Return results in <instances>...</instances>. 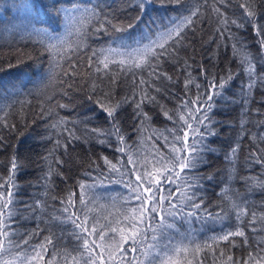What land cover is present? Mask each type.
Returning a JSON list of instances; mask_svg holds the SVG:
<instances>
[{"label":"trees","instance_id":"16d2710c","mask_svg":"<svg viewBox=\"0 0 264 264\" xmlns=\"http://www.w3.org/2000/svg\"><path fill=\"white\" fill-rule=\"evenodd\" d=\"M19 2L20 0H0V69H3L0 71V116H4V113L7 112L8 115L5 117L7 123L15 125L14 129L0 125V136L4 137L6 145L0 147V177L8 176L10 160L13 155L17 156L21 165L15 177L18 187L14 189L15 199L11 205L14 215L11 218L9 229L14 233L13 241L20 247H13L8 258L11 259L17 253H24L25 256L32 255V248L43 242L46 236L52 235L55 249L49 246L48 255L45 257L48 259L54 250L62 255L65 250L73 251L77 248V242L72 233L78 230L70 221L64 220L67 214L62 212V208L66 205L61 201L66 200L70 192L76 193L74 197L76 206L70 208L69 211L82 214L79 204L81 194L79 183L82 182L89 186L85 190V199L90 201L89 207L94 209L89 215L101 218L109 216V219H115L121 213H126L136 207L139 202L129 198L130 190L125 187V183L129 179L135 180L134 165L136 169L142 171V166L147 163L151 170L158 158L157 150L160 154L169 155L174 142L173 133L169 130L178 128L177 123L168 120L162 114V108L168 110L169 114H174L183 101L190 98L194 100L198 94L202 95L208 90V83L213 75L219 78L226 73L228 68L235 72L237 61L233 60L229 42L225 41L229 44L228 47L222 44L217 48V43L220 41V37L214 35L217 18L211 13L210 6L213 0H209V4L201 9L204 17L202 20H198L195 32L186 30V39L183 42L185 46L179 48L175 62L167 60L162 63V71L171 76L172 80L169 81L161 77L159 80H152V87L141 86L148 88V91L156 97L157 103H145L144 105V111L148 113L151 120L141 126L140 118L134 119V104L126 103L120 109L118 116L121 132L125 137V145H121L115 136L103 137L106 143L99 144L94 135L86 131V128L95 127L107 130L111 125L106 119V114L95 101L102 98L103 92H110L114 100H121L125 97L130 98L135 90L137 98H139L140 88L134 87L131 73L121 72L115 64H111L109 70H106L107 75L105 72H95L97 57L103 59L109 48L123 50L121 38L124 43L134 46V39H141L144 26L151 19L159 18L158 23L166 24L169 17L180 14L187 15V11L178 6L160 7L157 4L151 6L144 15L143 21L137 23L128 32L120 33L111 29L107 32H96L94 27H89L86 36L82 38L86 47H81L79 52L72 53V61L78 67L77 74L69 79L63 75L61 68L50 62L47 53L41 55L43 52V46L39 43L41 37L35 34L28 35L31 26L25 29L21 25L22 14L12 7L14 3ZM48 2L49 0H37L38 7ZM73 2L86 4L89 7L97 6L105 14H114L116 17L114 22L125 25L134 22L135 16L139 13L137 8L126 7L129 0H73ZM186 3L188 7H192L198 3L202 4L203 0H186ZM65 6L70 5L66 4ZM255 6L259 13L264 14V2L257 0ZM217 7H220L229 19H237L242 22V10L236 0H228L226 5L217 4ZM122 9L125 10L122 11ZM48 11L41 7L39 18L43 23L34 22V26L38 29L49 28L51 30V28H55L59 34L63 35L65 24L57 23L48 14ZM261 22L264 23V16H262ZM155 29L156 25H152L149 30L155 31ZM231 30L242 39L253 55L257 56L259 48L255 43L252 28L247 25L242 29L231 26ZM210 38L216 42L208 43ZM68 39L75 45L78 37L74 33ZM147 42L146 39H141V43ZM17 49L20 52H17ZM93 50L96 51L97 56L92 57L93 64L89 68L88 57L92 56ZM101 50L104 52L102 53ZM213 53L216 55L213 56ZM18 61L22 62L17 63ZM185 61L191 65V68H185ZM9 63L17 66L9 68ZM201 65L207 69L205 75L201 74ZM100 67L103 68V65ZM67 69L68 64L65 63L64 70ZM189 71L201 88L198 90L192 86L185 93L184 79ZM113 75L116 76L115 84L111 81ZM141 75L145 79L148 78L147 73H137L135 77L137 82ZM244 80L246 78L243 74L237 76L226 95L239 99V89ZM93 82L98 86L95 93L91 91ZM68 84H72V88L69 89ZM155 88H160L161 91L156 92ZM64 91L69 93L68 96L63 94ZM90 96L91 99H89ZM48 97H52V99L49 100ZM262 97H264V89L258 87L254 92L253 103L248 106L252 111L249 113L250 123L246 127L249 129V133L257 135L262 129L257 127L255 122L264 119V116L258 115L254 110L260 109L261 112H264ZM57 102L67 104L69 107H57L51 116L41 112V106L47 112ZM9 105H11L10 108ZM191 107L195 108L197 105H191ZM240 112V104L216 98V106L209 115L213 121L212 128L218 135L207 137L204 141L214 151L202 152V162H199L194 169L185 170V173L182 174V176L186 175L189 183L196 185L189 190V194L196 193L194 202L203 200V205L197 216L191 217L187 223L181 219L176 220L179 232L171 230L169 233L173 244L180 242L189 244L191 242L193 247L197 244L204 245L205 242L211 243L212 236L235 229L237 224L235 214L230 210L229 202L219 195L226 184L231 186L233 191L230 195L237 203L247 201L246 206L249 213L252 211L258 214L264 212V191L253 189L250 192L246 183L239 178L262 175V171H264L261 166L255 164L249 166L246 162L245 158L248 156L250 148L254 146L247 137L241 142L236 178L231 181L227 179L228 165L224 160V154L229 146L237 140L240 132ZM60 117H67L70 121H80L77 124L69 123L68 127L74 128L81 139L70 144L67 151L63 147L57 149L55 156L63 161L62 164L56 165L55 159L49 157L53 167L62 175L53 174L50 179H45L44 173L48 171V162L43 157L48 155L56 139H61L62 143L66 142L67 133L62 131L58 133L57 129L48 127ZM203 130L201 128V131ZM49 135L52 136V139H45ZM164 137H167V142ZM197 139L199 138L197 137ZM121 146L125 147V151H116ZM176 146L180 147V144L177 143ZM130 156L133 163L128 162ZM103 157H107L113 164H116L120 171L110 172ZM121 173H125V175L122 176ZM208 175H212L213 179H206ZM169 188L172 189L174 197L179 196L176 184L164 185L165 192ZM37 200L46 204L43 212L39 208L32 211L27 207V205L35 207ZM176 202L174 199L173 203ZM204 209H207V213H211L212 217L220 213L222 219L209 217ZM221 209L227 211L228 215L224 216ZM188 210L190 209L186 207L185 211ZM54 216L61 217L63 222L53 219ZM249 218L250 216L244 218L243 227L249 237L250 246L240 244L241 238L239 237L235 238L238 246L234 248L221 242L220 248L225 251L224 257L219 256L220 248L217 249L215 255L205 248L195 257L194 264L200 260H203V264H213L214 261L215 264H222L227 255H233L236 260L242 262L247 259L249 252L255 254L259 250L257 244L264 239V223L258 221L254 225L256 231L253 232L247 225ZM101 222H103L102 219ZM25 240L28 241L27 244L23 243ZM73 254H75L74 251ZM189 259H193V257L190 255ZM60 264H63L62 260Z\"/></svg>","mask_w":264,"mask_h":264},{"label":"snow or ice","instance_id":"6c2138e0","mask_svg":"<svg viewBox=\"0 0 264 264\" xmlns=\"http://www.w3.org/2000/svg\"><path fill=\"white\" fill-rule=\"evenodd\" d=\"M236 2L242 10V22L237 19H229L227 14L220 7H217V4L226 5L228 0H213L210 7L212 15L217 18V27L214 29V35L220 37L217 48L222 44L228 47L229 44L225 43V41L230 43L233 60L237 61V70L234 72L231 68H228L226 73L219 78L213 75L208 83V90L202 95L198 94L194 100L190 98L187 101H183L174 114H169L168 110L162 108V114L168 120L177 123L178 128L169 130L173 133L174 141L169 155L160 154L159 150H157L158 158L155 164L152 165L151 170L148 168L147 163L142 166V171L136 169L134 165L135 180L129 179L125 183V187L130 190L129 198L139 202L137 206L126 213H121L115 219H109V216L101 218L100 216L89 215L94 209L89 207L90 201L85 199V190L89 186L82 182L79 183L81 190L79 204L82 214H78L76 211H69L70 208H75L76 206V200L74 199L76 193L70 192L67 199L61 201L62 204L66 205L62 208V212L67 214L64 220L70 221L74 228L78 230L72 233L77 242V248L73 250L75 254H73V251L65 250L61 255L54 250L51 253V257L45 259L49 252V246L55 249L53 236L49 235L44 238L43 242L32 248V255L25 256L24 253H17L11 259L8 258L13 247H20L19 244H15L13 241L14 233L9 230L10 221L14 215V211L11 208L15 199L14 189L18 187L15 177L21 167L17 156L13 155L11 157L8 176L6 178L0 177V181H2L0 182V264H60L61 260L63 264H194L195 257L205 248L215 255L217 249L220 248L221 242L234 248L238 246L235 238L239 237L241 238L240 244L250 246L249 237L243 227L245 224L244 218L250 216L247 220V225L255 232L256 228L254 225L258 221L264 223V212L258 214L252 211L249 213V209L246 206L247 201L237 203L230 195L233 190L229 184H226L221 189L219 195L229 202L230 210L235 214L237 224L234 230L226 231L221 235H214L210 238L211 243L205 242L204 245L197 244L194 247L191 242L189 244H184L183 242L173 244L169 236L171 230L179 232L176 224L177 219L184 220L187 223L191 217L197 216L198 211L202 208L203 200L194 202L196 193L189 194V190L196 185L189 183L186 175L182 176V174L185 173V170L194 169L199 162H202V152L214 151L204 141L207 137L218 135L212 128L213 121L209 115L216 106L217 97L226 102L241 105L240 132L237 140L229 146L224 154V160L228 165L227 179L231 181L236 178L241 142L245 137L250 139L254 145L250 148L248 156L245 158L246 162L249 166L251 164L259 165L264 170V146H262L264 145V119L255 122L256 126L262 129L259 135L249 133V129L246 127L250 123L249 113L252 110L248 106L253 103L254 92L258 87L264 89V23L261 22L264 14L257 11L255 6L257 0H236ZM260 2H264V0H260ZM66 4L70 6H65ZM157 4L160 7L178 6L182 10H186L188 14L169 17L166 24L158 23L159 18H153L145 24L141 33V39H146L147 43H141V39H134V46H132L124 43L123 38H121L123 50L121 48H109L106 50L103 59L97 57L95 72H105L107 75L106 70H109L111 64H115L121 72L131 73L134 87L140 88L139 98H137L135 90H133L130 98L125 97L121 100H114L110 92H103L102 98L95 101L103 113L106 114V119L111 125L107 130L95 127L86 128V131L93 134L99 144L106 143L103 137L115 136L121 145H125V137L121 132L118 116L120 109L126 103L131 102L134 104V119L140 118L141 126L151 120L148 113L144 111V105L145 103H157L156 97L148 91V88L141 86L148 85L152 87V80H159L161 77L169 81L172 80L171 76L162 71V63L167 60L175 62L179 48L185 46L183 42L186 39V30L195 32V25L198 20H202L204 17L201 9L209 4V0H203L202 4L198 3L192 7L187 6L186 0H129L126 7L137 8L139 13L135 16L134 22L126 25L114 22L116 20L114 14H105L97 6L89 7L86 4L74 3L73 0H49L48 3L42 4L41 7L49 10L48 14L57 23L63 22L65 24V33L63 35L59 34L55 28H51V30L49 28L38 29L34 26V22L43 23L39 18L41 7H38L37 0H20L19 3L12 5L15 10L22 14L21 25L25 29L31 26V31H28L27 34L30 36L35 34L41 37L39 40V43L43 46L41 55L47 53L50 62L61 68L63 75L71 79L77 74L78 67L72 61V53L79 52L81 47H86L82 38L86 36L89 27H94L96 32H107L109 29L120 33L128 32L137 23L143 21L144 15L151 6ZM152 25H156L155 31L149 30ZM246 25L250 26L254 33L255 43L259 48L257 53L258 60L257 56L253 55L242 39L237 37L236 33L231 30V26L242 29ZM74 33L78 37L75 45L68 39ZM213 42H216L213 38L208 41V43ZM101 51L102 53L104 52V50ZM17 52H20V50L17 49ZM215 55L216 53H213V56ZM96 56L97 53L93 50L92 56L88 57L89 68L93 64L92 57ZM21 62L18 61L17 63ZM65 63L68 64L67 70H64ZM100 65H103V68ZM184 65L186 69L191 68L187 61L184 62ZM15 66L17 65L8 64L9 68ZM2 70L0 69V71ZM137 73H147L148 78L145 79L141 75L137 82L135 80ZM206 73L207 69L201 65V74L205 75ZM240 74H243L246 78V80L242 81L239 89L240 98L228 97L226 95L227 90L231 87L233 80ZM111 81L115 84V75L111 77ZM61 82L63 83V81ZM192 86H195L198 90L201 88V85L196 82V78L189 71L184 79L185 93ZM67 87L69 89L72 88V84H68ZM97 87L93 82L91 91L95 93ZM155 91L160 92L161 90L160 88H155ZM63 94L68 96L69 93L64 91ZM91 98L90 96L89 99ZM48 99L51 100L52 97H48ZM262 102H264V97H262ZM191 105H197V107L193 108ZM8 107L10 108L11 105ZM57 107L68 108L69 105L57 102L47 112L41 106V112L51 116ZM254 111L258 115L264 116V112H261L260 109H255ZM7 115L8 113L5 112L4 116H0V125L14 129L15 125L7 123L5 119ZM177 117L178 119H176ZM69 123L77 124L80 121H70L67 117H60L48 125L50 128L57 129L58 133L61 131L67 133V136L65 137V143H62L61 139H56L48 155L43 157L48 162V171L44 173L45 179H50L53 174L62 175L53 167L49 157L55 159L56 165L62 164L63 161L55 156L57 149L63 147L67 151L70 144L81 139V136L77 135L74 128L68 127ZM201 128L204 130L201 131ZM45 139L51 140L52 136L49 135ZM164 139L167 142V137H164ZM190 140L191 142H189ZM177 143L180 144V147L176 146ZM197 145H200V147H197ZM5 146L4 137L0 136V147ZM116 151L124 152L125 147H118ZM103 160L108 165L110 172L120 171L117 165L113 164L107 157H103ZM128 162L133 163L131 156ZM121 175L123 176L125 173H121ZM262 176H264V171H262V175L242 176L239 178L246 183L250 192L253 189L264 191V178ZM206 179L211 180L213 176L208 175ZM165 184H176L179 196L174 197L171 188L165 192ZM174 199H176V203H173ZM27 207L31 208L32 211L39 208L43 212L46 204L37 200L35 207L31 205H27ZM186 207L190 210L185 211ZM204 211L207 213V209H204ZM221 211L224 212V216L228 215V212L224 211V209H221ZM207 215L212 217L211 213H207ZM212 218L222 219L220 213H217ZM53 219L63 222L59 216H54ZM101 219L103 222H101ZM23 243L27 244L28 241L25 240ZM257 248L259 250L255 254L249 252L247 259L242 262L236 260L233 255H227L222 264H264V239L257 244ZM190 255L193 259H189ZM219 256H225L224 249L220 248ZM196 264H203V260L196 261ZM213 264H215V261Z\"/></svg>","mask_w":264,"mask_h":264}]
</instances>
